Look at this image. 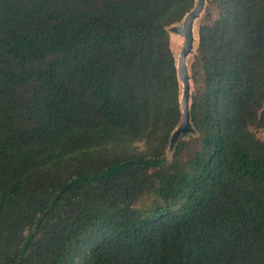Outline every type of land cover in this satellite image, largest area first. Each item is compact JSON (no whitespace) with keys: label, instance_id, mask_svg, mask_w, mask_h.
<instances>
[{"label":"trees","instance_id":"16d2710c","mask_svg":"<svg viewBox=\"0 0 264 264\" xmlns=\"http://www.w3.org/2000/svg\"><path fill=\"white\" fill-rule=\"evenodd\" d=\"M0 0V264H264V0Z\"/></svg>","mask_w":264,"mask_h":264},{"label":"water","instance_id":"95a60500","mask_svg":"<svg viewBox=\"0 0 264 264\" xmlns=\"http://www.w3.org/2000/svg\"><path fill=\"white\" fill-rule=\"evenodd\" d=\"M207 0H196L195 6L191 11H189L184 17L181 25H174L170 29H175L178 33L183 35L184 42L182 49L179 53L177 59V71L179 80L182 83V96L181 104L183 110V118L179 126L173 132L171 138V144L169 152L171 151L173 145L175 144L177 138L186 132L192 130L191 120H190V99H191V77L188 68L187 58L189 54L194 52V24L196 20L201 16L204 11Z\"/></svg>","mask_w":264,"mask_h":264},{"label":"rangeland","instance_id":"374dc122","mask_svg":"<svg viewBox=\"0 0 264 264\" xmlns=\"http://www.w3.org/2000/svg\"><path fill=\"white\" fill-rule=\"evenodd\" d=\"M199 18L196 20V22L194 24V36H195L194 47L197 44ZM181 24H182V22L179 25H181ZM170 32L172 34L173 49L175 51L176 58H178L179 53H180V51L182 49V45H183V42H184V37H183V35H181L177 31H175V29H173V28L170 29ZM193 53L194 52L189 54V56L187 58L188 68H189V64H190V62H191V60L193 58Z\"/></svg>","mask_w":264,"mask_h":264}]
</instances>
